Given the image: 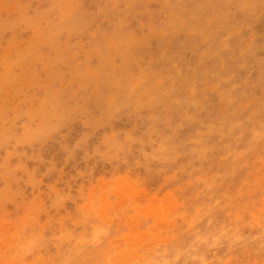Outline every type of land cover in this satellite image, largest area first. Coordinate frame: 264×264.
<instances>
[{
    "label": "rangeland",
    "instance_id": "374dc122",
    "mask_svg": "<svg viewBox=\"0 0 264 264\" xmlns=\"http://www.w3.org/2000/svg\"><path fill=\"white\" fill-rule=\"evenodd\" d=\"M0 264H264V0H0Z\"/></svg>",
    "mask_w": 264,
    "mask_h": 264
},
{
    "label": "bare ground",
    "instance_id": "6f19581e",
    "mask_svg": "<svg viewBox=\"0 0 264 264\" xmlns=\"http://www.w3.org/2000/svg\"><path fill=\"white\" fill-rule=\"evenodd\" d=\"M122 184H123V183H122ZM124 184H125V183H124ZM118 188H119V187H118ZM122 188H123V187H122ZM120 189H121V188H120ZM120 189H119V190H120ZM124 190H125V189H124ZM128 191H131V190H128ZM114 192H115V191H114ZM122 192H123V191H122ZM120 193H121V192H120ZM132 193H133V192H132ZM119 195H120V194H119ZM168 201H170V200H168ZM172 201H173V200H172ZM171 203H172V202H171ZM149 205H150V204H149ZM168 205H169V204H168ZM173 205H174V204H173ZM173 205H172V207H173ZM149 207H150V206H149ZM164 207H165V206H164ZM172 207H171V208H172ZM103 208H104V207H103ZM173 208H175V207H173ZM136 209H137V208H136ZM142 209H143V208H142ZM151 209H153V208H151ZM140 211H141V210H140ZM147 211H149V209H147ZM99 212H100V211H99ZM141 212H142V211H141ZM149 213H151V212H149ZM153 213H154V212H153ZM102 215H104V214H102ZM140 215H141V214H140ZM146 215L148 216V214H146ZM149 215H150V214H149ZM138 218H139V217H138ZM138 218H137V219H138ZM163 218H164V217H163ZM131 219H132V217H131ZM107 220H108V219H107ZM107 220H106V221H107ZM160 226H161V225H160ZM134 230H135V229H134ZM127 238H128V237H127ZM127 240H128V239H127ZM137 240H138V239H137ZM137 240H136V241H137ZM128 244H129V241H128ZM150 245H151V244H150ZM133 253H134V252H133ZM121 259H122V258H121ZM129 261H130V260H129Z\"/></svg>",
    "mask_w": 264,
    "mask_h": 264
}]
</instances>
